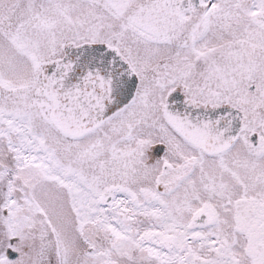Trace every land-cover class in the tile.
<instances>
[{"label": "snow or ice", "instance_id": "snow-or-ice-1", "mask_svg": "<svg viewBox=\"0 0 264 264\" xmlns=\"http://www.w3.org/2000/svg\"><path fill=\"white\" fill-rule=\"evenodd\" d=\"M0 264H264V0H0Z\"/></svg>", "mask_w": 264, "mask_h": 264}]
</instances>
